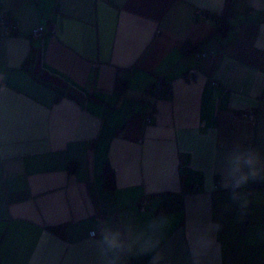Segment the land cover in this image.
I'll return each mask as SVG.
<instances>
[{
    "label": "crops",
    "instance_id": "crops-1",
    "mask_svg": "<svg viewBox=\"0 0 264 264\" xmlns=\"http://www.w3.org/2000/svg\"><path fill=\"white\" fill-rule=\"evenodd\" d=\"M0 10V264H264V180L236 188L229 166L247 147L264 166V0ZM105 229L134 251L149 235L159 247L105 255Z\"/></svg>",
    "mask_w": 264,
    "mask_h": 264
},
{
    "label": "clouds",
    "instance_id": "clouds-1",
    "mask_svg": "<svg viewBox=\"0 0 264 264\" xmlns=\"http://www.w3.org/2000/svg\"><path fill=\"white\" fill-rule=\"evenodd\" d=\"M262 155L261 153L252 147L244 148L243 151L235 152L229 159L230 171L235 177L234 187L239 188L245 185L250 179L264 180V166L261 165ZM248 171L245 172L244 169ZM151 228H162L163 222L152 221L147 225ZM100 243L105 247H102V252L105 255L111 253L114 257H119L121 254H129L135 252L136 255H146L155 251L159 247V239H153L151 235L148 236L144 245L139 251H134L131 245L125 246L120 239V233L118 231L110 232L108 229L104 230V234L101 237ZM154 259H161L157 254L152 257L150 264H153Z\"/></svg>",
    "mask_w": 264,
    "mask_h": 264
},
{
    "label": "built area",
    "instance_id": "built-area-1",
    "mask_svg": "<svg viewBox=\"0 0 264 264\" xmlns=\"http://www.w3.org/2000/svg\"><path fill=\"white\" fill-rule=\"evenodd\" d=\"M32 2H35L37 0H31ZM196 16L200 17V18H205L207 17V14L203 13L202 11H197L196 12ZM0 28L4 31V33L6 35L9 34L10 32V28H11V24H10V18L7 12H5L4 10H0ZM44 34V29L42 27H38L36 29H34L32 31L31 37L32 38H37L40 37L41 35ZM205 56V53H201L199 54V58H202ZM196 70H190L186 76L185 79L189 82H192L195 80V75ZM155 93L158 96H164V97H168L170 95V89H169V84L167 82H164L163 80H159L158 82H156L155 84ZM241 117L243 118H252L253 117V112L251 110H247L243 113L240 114ZM198 188L196 186H194V188H192V191H197ZM151 199H155L158 200L159 196L158 195H154L152 197H144L142 198V200L140 201V203L138 204V209L141 211H144L146 209V207L150 204ZM102 232L99 230H93L90 232V237H96L101 235Z\"/></svg>",
    "mask_w": 264,
    "mask_h": 264
},
{
    "label": "trees",
    "instance_id": "trees-1",
    "mask_svg": "<svg viewBox=\"0 0 264 264\" xmlns=\"http://www.w3.org/2000/svg\"><path fill=\"white\" fill-rule=\"evenodd\" d=\"M230 27L229 24L226 23V21L224 20H220V19H216L215 20V29H214V33L215 34H221L224 35L226 33V31L228 30V28ZM186 46H184L185 51H188L190 46L185 44ZM195 49H192V52H194ZM105 179L107 184L111 183V176H110V170L109 168H106L105 170ZM192 189V188H191Z\"/></svg>",
    "mask_w": 264,
    "mask_h": 264
}]
</instances>
